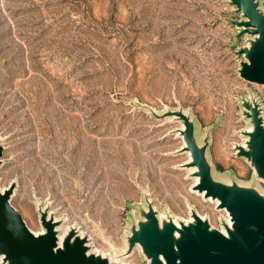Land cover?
<instances>
[{"label":"rangeland","instance_id":"1","mask_svg":"<svg viewBox=\"0 0 264 264\" xmlns=\"http://www.w3.org/2000/svg\"><path fill=\"white\" fill-rule=\"evenodd\" d=\"M241 20L228 0H0V188L16 184L28 227L43 230L47 207L117 261L146 199L160 217L189 222L193 208L223 231L227 211L191 188L179 109L209 134L217 177L264 193L235 148L243 99L264 108V86L239 75ZM125 258L149 264L139 248Z\"/></svg>","mask_w":264,"mask_h":264},{"label":"water","instance_id":"2","mask_svg":"<svg viewBox=\"0 0 264 264\" xmlns=\"http://www.w3.org/2000/svg\"><path fill=\"white\" fill-rule=\"evenodd\" d=\"M240 13L237 38L248 35V45L239 49L244 56L239 75L246 82L264 86V10L260 0H228ZM244 117L249 128L243 132L244 142L236 153L244 158L254 171V180L264 182V108L254 94L243 99ZM154 116L159 114L153 112ZM182 122L178 130L189 152L192 176L197 182L192 190L204 200L217 201V208L227 211L221 222L223 231L211 226L191 208L192 221L174 218L169 212L160 217L158 210L146 199L139 207L137 220L131 223L126 235V247L115 257H128L136 248L145 255L149 264H264V193L255 182L243 184L235 175L217 177L208 155L209 134L200 140L196 125L189 113L182 109L169 111ZM3 148L0 145V160ZM2 161H0L1 163ZM16 184L0 188V257L3 264H121L109 256L94 251L90 237L71 227L60 241V225L64 221L49 215L48 208L39 205L41 234L32 231L20 212L12 205Z\"/></svg>","mask_w":264,"mask_h":264},{"label":"bare ground","instance_id":"3","mask_svg":"<svg viewBox=\"0 0 264 264\" xmlns=\"http://www.w3.org/2000/svg\"><path fill=\"white\" fill-rule=\"evenodd\" d=\"M1 138V137H0ZM189 153V152H188ZM189 157H190V154H189ZM190 160V159H189ZM1 161V160H0ZM196 182H197V179H196ZM10 186V185H9ZM8 189V188H7ZM4 190H6L5 188H3V190L2 191H4ZM202 196H203V194H201ZM210 201V200H209ZM216 205H217V201H216ZM28 213H29V215L31 216V219H33V217H32V215L30 214V213H32V212H30V211H28ZM40 213H41V211H40ZM51 214V213H50ZM198 214V213H197ZM51 216H53L52 214H51ZM200 216V215H199ZM202 218H203V216H201ZM203 219H205V217L203 218ZM56 220H58V219H56ZM193 219L192 218H189L188 219V221H192ZM175 221V223H177L178 224V220H174ZM185 221V220H184ZM187 221V220H186ZM228 222H229V224L231 223L230 222V219L228 220ZM60 228H61V231H62V233H61V235H60V241L63 239V237H64V235H65V233L71 228V226H69L66 222H64V223H62V225H60ZM223 230V229H222ZM44 232V230H41V231H39V232H34L35 234H41V233H43ZM82 234V233H81ZM84 235V234H83ZM94 251H96V250H94ZM97 252V251H96ZM114 253L115 252H113L111 255H113L114 256ZM104 255V254H103ZM105 256V255H104ZM107 256V255H106ZM109 257H110V255H109ZM115 257V256H114ZM115 258H118V257H115ZM122 258H124V259H120V258H118V259H120L121 260V262H120V260L118 261V262H120L121 264H129L128 262H126V258L125 257H122ZM110 259L111 260H113V261H117L116 259H113V258H111L110 257Z\"/></svg>","mask_w":264,"mask_h":264}]
</instances>
